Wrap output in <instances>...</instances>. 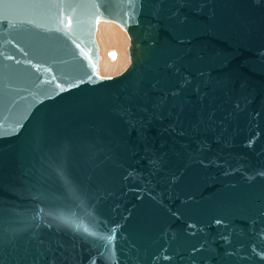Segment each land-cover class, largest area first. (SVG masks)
I'll return each mask as SVG.
<instances>
[{
	"label": "water",
	"instance_id": "95a60500",
	"mask_svg": "<svg viewBox=\"0 0 264 264\" xmlns=\"http://www.w3.org/2000/svg\"><path fill=\"white\" fill-rule=\"evenodd\" d=\"M0 264H264V0H0Z\"/></svg>",
	"mask_w": 264,
	"mask_h": 264
},
{
	"label": "bare ground",
	"instance_id": "6f19581e",
	"mask_svg": "<svg viewBox=\"0 0 264 264\" xmlns=\"http://www.w3.org/2000/svg\"><path fill=\"white\" fill-rule=\"evenodd\" d=\"M101 20V21H100ZM94 31L97 40V73L100 78L122 74L130 65L129 34L111 21L99 19Z\"/></svg>",
	"mask_w": 264,
	"mask_h": 264
},
{
	"label": "rangeland",
	"instance_id": "374dc122",
	"mask_svg": "<svg viewBox=\"0 0 264 264\" xmlns=\"http://www.w3.org/2000/svg\"><path fill=\"white\" fill-rule=\"evenodd\" d=\"M102 20H104V19H102ZM101 21V20H100ZM106 21H111V20H106ZM112 22H114V21H112ZM98 23V22H97ZM114 23H116V22H114ZM117 25H119L118 23H116ZM119 27L120 28H122V29H124L123 27H121L120 25H119ZM95 30H96V28H95ZM126 31V30H125ZM127 32V31H126ZM94 38H96V36H95V33H94ZM131 40V39H130ZM95 43H96V48H97V40L95 39ZM97 56H98V51H97ZM98 59H99V57H98ZM130 61V60H129ZM98 62V61H97ZM130 66V65H129ZM96 73H97V70H96ZM97 75H98V73H97ZM100 77V76H99ZM104 78H107V77H104ZM109 78H112V77H109Z\"/></svg>",
	"mask_w": 264,
	"mask_h": 264
}]
</instances>
